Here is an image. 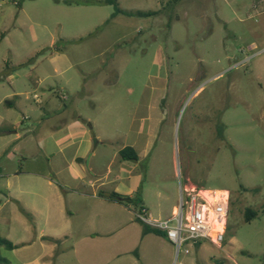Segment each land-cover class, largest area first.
Here are the masks:
<instances>
[{"label": "rangeland", "instance_id": "obj_1", "mask_svg": "<svg viewBox=\"0 0 264 264\" xmlns=\"http://www.w3.org/2000/svg\"><path fill=\"white\" fill-rule=\"evenodd\" d=\"M0 170V264H264V0H0ZM180 185L231 192L221 247L97 196L168 219Z\"/></svg>", "mask_w": 264, "mask_h": 264}, {"label": "built area", "instance_id": "obj_2", "mask_svg": "<svg viewBox=\"0 0 264 264\" xmlns=\"http://www.w3.org/2000/svg\"><path fill=\"white\" fill-rule=\"evenodd\" d=\"M231 209V192L207 190L193 185H180V199L173 215L156 219L143 207L136 218L144 225L161 231L175 247L176 256L191 254L190 243L208 240L221 247L226 239Z\"/></svg>", "mask_w": 264, "mask_h": 264}, {"label": "trees", "instance_id": "obj_3", "mask_svg": "<svg viewBox=\"0 0 264 264\" xmlns=\"http://www.w3.org/2000/svg\"><path fill=\"white\" fill-rule=\"evenodd\" d=\"M56 1H59V0H56ZM6 103L10 104V102H6ZM120 157H121V159L123 161L138 162L139 159H140L139 155H138V152L135 150L134 147H131V146L124 147L120 151ZM99 197L107 199V200L115 202V203L122 204V205H127L130 202L131 203H135V206H136V211L135 212L136 213L138 212V210L143 208V206L141 205V197L140 196H138V198H131V197L123 196V195H121V194H119L117 192H112L110 197L107 198V197L104 196L103 192H100L99 193ZM136 220L143 226L144 235L154 233L157 236H161L163 238H166V235L163 232L155 230V229H152V228L144 225L137 218H136ZM248 220H250V218ZM198 245H199V243H198ZM2 246L6 247L9 250H14L16 248V246L13 243H11L10 241L0 238V247H2ZM2 262L4 263V262H7V261L0 258V263H2Z\"/></svg>", "mask_w": 264, "mask_h": 264}, {"label": "crops", "instance_id": "obj_4", "mask_svg": "<svg viewBox=\"0 0 264 264\" xmlns=\"http://www.w3.org/2000/svg\"><path fill=\"white\" fill-rule=\"evenodd\" d=\"M54 69H55V72H57L58 71V66H57V64H56V66L54 67ZM16 78V77H15ZM40 82H42V80L39 78L38 79V83H40ZM36 97H37V95H36ZM61 133H68L69 135V140L67 141V142H65L64 144H66V145H64L61 149L62 150H65V149H68V148H70V147H72V146H75V145H78V150H80L81 149V146H82V144H87L88 143V135H89V132H88V130L85 128V127H83V126H81L80 124H79V122H76L74 125H68V126H66L64 129H57L56 130V132L54 133V134H52L49 138L50 139H52L54 142H56L57 144H59V142L57 141V140H55L56 139V136L58 135V134H61ZM78 152V151H77ZM79 153H76L75 154V156L71 159V162H70V165H74V166H78V167H81L82 168V165H81V163H82V161H83V159H82V157H80L79 155H78ZM48 184H49V186H51V187H56L57 185L59 186V188L61 189L62 187L59 185V184H56V182L54 181V180H52V179H49L48 180ZM114 192H116V191H114ZM100 193V192H99ZM99 193H98V197H99ZM128 194H130L131 195V193H127L126 195H128ZM110 195H111V193H110ZM58 196L60 197V199H61V196H60V194H58ZM104 196H105V194H104ZM106 197V196H105ZM100 198V197H99ZM108 198V197H107ZM101 199H104V198H101ZM104 200H106L107 201V199H104ZM175 211V210H174ZM147 235V234H146ZM158 237H161V236H158ZM166 239V238H165ZM167 240V239H166ZM168 241V240H167ZM169 242V241H168ZM170 243V242H169ZM171 244V243H170ZM172 245V244H171ZM173 246V245H172Z\"/></svg>", "mask_w": 264, "mask_h": 264}, {"label": "water", "instance_id": "obj_5", "mask_svg": "<svg viewBox=\"0 0 264 264\" xmlns=\"http://www.w3.org/2000/svg\"><path fill=\"white\" fill-rule=\"evenodd\" d=\"M0 173H1V170H0ZM105 196L110 197V193H105Z\"/></svg>", "mask_w": 264, "mask_h": 264}]
</instances>
